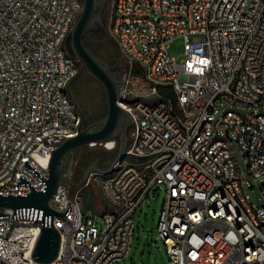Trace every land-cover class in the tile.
<instances>
[{"label":"built area","instance_id":"2783aa9c","mask_svg":"<svg viewBox=\"0 0 264 264\" xmlns=\"http://www.w3.org/2000/svg\"><path fill=\"white\" fill-rule=\"evenodd\" d=\"M74 1L0 0V194L44 189L58 133L78 126L62 83L79 64L59 46ZM107 31L125 64L118 104L120 95L133 92H146L147 102L128 103L136 105L129 112L128 159L118 160L101 182L104 196L113 198V208L100 214L101 225L70 195L69 185H59L53 207L64 215L53 217L61 233L54 264L125 259L133 214L158 189L165 199L157 231L169 264H264V202L254 204L244 193L246 184L254 185L251 176L264 175V0H109ZM178 36L184 38L180 61L168 50ZM159 88L170 89L173 98ZM165 102L179 107L183 126L174 127ZM238 107L261 112L242 115ZM201 117H211V124H201ZM135 123L144 124L141 149H134ZM49 133L57 140L49 141ZM231 134L241 152L252 151L248 179L229 177L231 161L217 135L232 141ZM97 144L111 150L116 141L87 145ZM260 189L264 197V181ZM42 214L33 207L3 210L0 264H47L35 262L29 251ZM210 216H221L222 226H208ZM236 225L247 226V233L237 232L238 242H231L227 231L236 232Z\"/></svg>","mask_w":264,"mask_h":264},{"label":"water","instance_id":"95a60500","mask_svg":"<svg viewBox=\"0 0 264 264\" xmlns=\"http://www.w3.org/2000/svg\"><path fill=\"white\" fill-rule=\"evenodd\" d=\"M82 9L77 15L64 42L65 51L75 59L80 60L79 71L68 81L66 91L75 105L80 120L76 134L63 137L53 148L48 162V178L42 190L32 188L25 195L0 194V214L4 209L37 208L43 211L42 226L31 250V258L38 263H49L55 260L60 250V232L53 225L54 215L63 216V211H58L52 206V199L59 185H83L93 172L107 173L121 159L130 143V129L133 125L131 114L127 109L118 104L119 87L122 84V75L103 58L93 52L83 41L86 31L101 25L104 28V13L108 9L109 0H81ZM109 35V34H108ZM123 58L119 56L117 59ZM83 71H88L97 78L105 92L106 111L99 118L85 122V113L71 90L72 81ZM115 140L116 146L111 149L115 156L107 168L101 169L86 166L78 181L68 178L72 174L71 155L76 148L90 142H105ZM71 195V194H70ZM264 206V203H263ZM50 217V222L44 224V218Z\"/></svg>","mask_w":264,"mask_h":264},{"label":"rangeland","instance_id":"374dc122","mask_svg":"<svg viewBox=\"0 0 264 264\" xmlns=\"http://www.w3.org/2000/svg\"><path fill=\"white\" fill-rule=\"evenodd\" d=\"M105 25L100 33L104 39H108L112 44L114 40L108 35L107 21H108V9L104 13ZM169 54L175 58L176 61H180L184 58V38L178 36L173 39L169 44ZM79 71V67L77 72ZM186 75L180 76L181 80H185ZM99 87L95 79H90L89 88L85 91V104L92 111L101 116L106 111L107 103L105 93ZM146 95V92H140ZM161 94V93H160ZM163 95V94H161ZM95 105H98L95 107ZM221 109V108H220ZM219 109V110H220ZM236 110L242 114H252L261 112L259 108L244 109L241 107ZM233 140L230 142L231 153L234 158L238 175H242L247 178V161L243 152L234 139V134H231ZM90 146L86 145V148ZM95 149L105 150L103 145L97 144L93 146ZM115 156V151L112 150ZM81 151L76 148L72 151L71 160H75ZM108 167V166H107ZM106 167V168H107ZM77 172V173H76ZM81 171H74L72 179L78 181L81 177ZM93 172L90 175L88 185H81L79 187L75 185L69 186V193L71 196H77L82 208L87 210L90 214L94 215L98 225H101L100 214L106 209H112L111 202L104 196L101 191V182L107 178L110 174ZM254 183L253 187L250 188L246 184L244 193L247 195L250 202L260 205L264 202L260 184L264 181V175L261 178L254 179L250 177ZM165 199V191L158 189L156 193H150V195L139 205L138 209L133 214L134 231L132 234L131 245L127 257L117 264H169L168 254L166 246L157 231V224L160 216Z\"/></svg>","mask_w":264,"mask_h":264},{"label":"bare ground","instance_id":"6f19581e","mask_svg":"<svg viewBox=\"0 0 264 264\" xmlns=\"http://www.w3.org/2000/svg\"><path fill=\"white\" fill-rule=\"evenodd\" d=\"M82 9V1L75 0L71 3L69 15L67 18V23L64 25V28L61 29L59 33V46H64L65 39L77 17L79 12ZM112 15H119V8H112ZM151 82H159V75L150 74ZM67 83H62V94L63 98L66 102V105L69 106V112L71 113L72 119H74L75 123H79L80 116L79 113L73 104L69 94L66 91ZM139 102H147V95L140 92H133L130 95H120L119 105L127 109L129 112H136V105H128V103H139ZM165 111L172 116V123L174 127L183 126V117H181L179 113V107L173 102H165ZM201 124H211V117H201ZM77 127L75 129H65L63 133H58V141H60L63 137L72 136L76 134ZM144 138V124L143 123H135L133 130V144L134 149H141ZM57 133H49V141H56ZM231 140L228 139L226 135H217V143H220L223 146V151L225 154H228L229 159L231 161V165L229 168V177H236L238 175L236 164L234 158L231 153L230 148ZM112 146L111 144L108 147ZM247 161V164H253V155L252 151L243 152ZM122 159H128V152H124ZM111 175V171H109ZM107 199L113 205V198L107 197ZM219 204H226V196H219ZM53 206V200H52ZM208 226H222L221 216H210L208 217ZM41 228L36 229L34 232L33 240L29 241V251L32 250L34 242L40 232ZM247 233V226L245 225H236L235 231H227V238L231 240V242H238V233ZM61 237V233H60ZM167 251V244L164 242ZM55 260L47 263L54 264Z\"/></svg>","mask_w":264,"mask_h":264},{"label":"flooded vegetation","instance_id":"af4514ba","mask_svg":"<svg viewBox=\"0 0 264 264\" xmlns=\"http://www.w3.org/2000/svg\"><path fill=\"white\" fill-rule=\"evenodd\" d=\"M102 30V26L97 25L96 27L86 31L83 35V41L86 46H88L98 56L103 58L109 64L114 65V68L120 73V75H122L125 70L124 59H117L119 56H121L120 53L116 52L113 44L108 39H104L103 36L100 35ZM77 61L80 69L81 62L78 59ZM90 79H95L99 87H102L101 89L104 92L101 82L97 78L92 76L88 71H83L72 81L70 85L73 94L75 95L82 110L85 113L86 123L100 117L85 104V91L89 88ZM96 106L98 105H95V107ZM79 150L81 151V154L77 158H75L76 162L73 168L74 171L82 172L83 169L88 165L104 169L110 165L111 161L114 158L113 151L107 148H105V150H97L93 147L86 148L85 145L80 147Z\"/></svg>","mask_w":264,"mask_h":264},{"label":"trees","instance_id":"16d2710c","mask_svg":"<svg viewBox=\"0 0 264 264\" xmlns=\"http://www.w3.org/2000/svg\"><path fill=\"white\" fill-rule=\"evenodd\" d=\"M113 46H114V49L116 50V52L119 53L116 44L113 43ZM135 73L136 74H140V70L139 69H136L135 70ZM159 91H160L161 94H163V96L173 98V92L170 89H167V88H159ZM107 210H109V209H106L105 211H107Z\"/></svg>","mask_w":264,"mask_h":264}]
</instances>
